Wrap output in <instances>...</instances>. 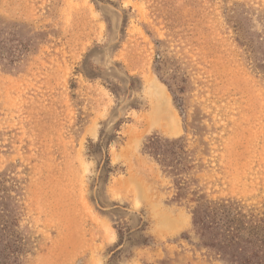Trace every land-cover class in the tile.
Masks as SVG:
<instances>
[{
    "label": "rangeland",
    "instance_id": "obj_1",
    "mask_svg": "<svg viewBox=\"0 0 264 264\" xmlns=\"http://www.w3.org/2000/svg\"><path fill=\"white\" fill-rule=\"evenodd\" d=\"M155 136L190 192L264 216V0H0V264H223Z\"/></svg>",
    "mask_w": 264,
    "mask_h": 264
},
{
    "label": "trees",
    "instance_id": "obj_2",
    "mask_svg": "<svg viewBox=\"0 0 264 264\" xmlns=\"http://www.w3.org/2000/svg\"><path fill=\"white\" fill-rule=\"evenodd\" d=\"M122 124L123 121L118 122L111 135L101 131L97 142L90 146L92 154L102 156L98 171L101 181L107 180L112 172L108 150ZM143 151L176 180V198L191 203L193 232L210 258L223 264H264V216L245 210L235 199L211 200L190 192L188 174L192 162L184 139L169 141L155 136L143 144ZM115 230L119 246L121 231Z\"/></svg>",
    "mask_w": 264,
    "mask_h": 264
},
{
    "label": "bare ground",
    "instance_id": "obj_3",
    "mask_svg": "<svg viewBox=\"0 0 264 264\" xmlns=\"http://www.w3.org/2000/svg\"><path fill=\"white\" fill-rule=\"evenodd\" d=\"M167 122V121H166ZM167 127V126H166Z\"/></svg>",
    "mask_w": 264,
    "mask_h": 264
}]
</instances>
